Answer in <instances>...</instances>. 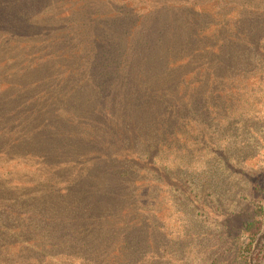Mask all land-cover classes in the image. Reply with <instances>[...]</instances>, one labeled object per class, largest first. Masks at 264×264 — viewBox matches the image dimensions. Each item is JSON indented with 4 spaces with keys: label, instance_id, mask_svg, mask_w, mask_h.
Wrapping results in <instances>:
<instances>
[{
    "label": "rangeland",
    "instance_id": "374dc122",
    "mask_svg": "<svg viewBox=\"0 0 264 264\" xmlns=\"http://www.w3.org/2000/svg\"><path fill=\"white\" fill-rule=\"evenodd\" d=\"M253 218L264 264V0H0V264H236Z\"/></svg>",
    "mask_w": 264,
    "mask_h": 264
},
{
    "label": "trees",
    "instance_id": "16d2710c",
    "mask_svg": "<svg viewBox=\"0 0 264 264\" xmlns=\"http://www.w3.org/2000/svg\"><path fill=\"white\" fill-rule=\"evenodd\" d=\"M262 210H263V208L261 207L260 211H262ZM261 228H262V223L260 220L253 218L251 220H247L246 222H244L242 232H243V235L245 238V242L239 248V252L237 254L236 264H247L248 263L247 262L248 261V252H249V250H251L254 242L255 241L257 242L258 234L260 233ZM89 229H90L89 227H86L85 230H83V231L81 230L82 232L79 235L81 236V239H84V240L86 239V240L84 242L80 243V245H77L76 240H75L73 247L68 248V250H67V252L69 254L74 255L76 253L71 252V251H73V249L77 250L80 248H85L87 246V244H86L87 238H88V234L90 233ZM70 245H72V243ZM65 246H69V245H65Z\"/></svg>",
    "mask_w": 264,
    "mask_h": 264
}]
</instances>
